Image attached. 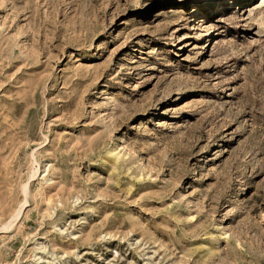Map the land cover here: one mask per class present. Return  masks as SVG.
I'll return each instance as SVG.
<instances>
[{"label":"rangeland","instance_id":"374dc122","mask_svg":"<svg viewBox=\"0 0 264 264\" xmlns=\"http://www.w3.org/2000/svg\"><path fill=\"white\" fill-rule=\"evenodd\" d=\"M0 264H264V0H0Z\"/></svg>","mask_w":264,"mask_h":264}]
</instances>
